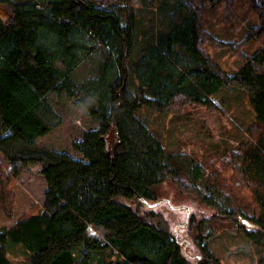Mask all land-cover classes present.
<instances>
[{
  "label": "trees",
  "instance_id": "1",
  "mask_svg": "<svg viewBox=\"0 0 264 264\" xmlns=\"http://www.w3.org/2000/svg\"><path fill=\"white\" fill-rule=\"evenodd\" d=\"M165 1L120 0L109 10L88 0H0V209L10 218L8 187L30 166H41L46 184L37 213L0 230V264H13L10 243L29 253L25 264H221L203 243L210 236L203 227L212 223L264 250V0H248L259 22L239 42L217 40L204 28L207 7L223 0H177L186 15L179 21L171 14L170 30L133 59L138 9ZM225 1L229 17L237 0ZM262 36L260 48L246 55L245 47ZM97 45L105 56L96 75L76 81L79 64ZM207 46L228 50L241 66L224 72ZM225 87L246 92L255 118L245 133L254 142L246 145L245 135L229 153L215 155L208 170L163 148L135 115L144 107L202 108L225 117L213 99ZM52 93L76 100L99 124L73 143L83 160L35 143L62 124L49 103ZM217 164L231 171L230 184L218 183ZM165 182L192 200L177 207L185 209L180 225L171 226L164 214L173 210L153 209L164 201L157 191ZM233 185L253 195L256 217L237 207ZM175 227L185 229L190 246Z\"/></svg>",
  "mask_w": 264,
  "mask_h": 264
},
{
  "label": "rangeland",
  "instance_id": "2",
  "mask_svg": "<svg viewBox=\"0 0 264 264\" xmlns=\"http://www.w3.org/2000/svg\"><path fill=\"white\" fill-rule=\"evenodd\" d=\"M94 5L109 10L119 8L120 0H88ZM177 0H166L163 4L158 3L156 8H139L136 15V25L134 34L133 59H139L148 45L155 41L160 33H166L170 29L169 16L175 15L180 21L184 17L185 11L176 9ZM208 5V4H207ZM227 1H221L216 7L208 9L204 24L205 30L213 35L217 40L223 42L241 41L250 28L259 22L257 13L252 9L248 0H237L229 17H226ZM2 15H0L1 17ZM263 43V36L251 41L243 50L246 55L253 54ZM211 60L219 66L221 70L232 75L241 66V62L233 57L226 49H214L206 47ZM105 56V48L97 45L95 50L83 60L76 71L75 80L82 82L86 78L94 77L96 68ZM59 65V63H58ZM130 90H134L131 87ZM214 101L221 107L225 117L217 113H210L205 109H186L183 113H159L149 108H142L136 112V117L145 122L146 127L152 135L157 138L163 148L172 153L192 158L202 164L208 170L212 158L215 155H224L234 148L246 135L244 143L249 145L254 142L253 137L245 133L247 125L255 118L254 111L247 101L246 92L240 89L223 88L213 96ZM49 103L57 110L62 117V124L51 130L43 137L36 139V145L46 147L50 150L68 154L76 160H83L82 154L75 150L73 143L82 139V135L87 130L97 129L99 124L94 123L76 100L65 95L49 96ZM113 137V132L109 134ZM260 150V149H259ZM249 149L248 155L253 154ZM261 151V150H260ZM261 154L264 153L261 151ZM211 160V162H210ZM0 161H2L0 159ZM7 169L8 165L3 162ZM221 175L218 183L230 184L231 171L225 170L217 164ZM26 171V170H25ZM23 174V173H22ZM22 174L19 176L21 177ZM26 177L15 179L9 185V189L14 195L13 208L10 218L6 217L4 211L0 209V230L9 227L18 218L37 213L44 199L45 182L41 180L35 172ZM17 180V181H16ZM22 186L21 188H19ZM236 194V204L248 218L256 217L259 207L256 205L253 195L244 185L232 187ZM157 195L163 199L162 203L154 206V210L162 212L164 207L173 210L165 216L170 217V225L182 223L184 208L180 206L190 205L192 201L189 196H184L186 201L179 195L172 184L165 182L158 188ZM193 207V206H192ZM180 225V224H178ZM204 231L209 233L208 239L203 240L208 250L221 260V264H258L260 257L264 255V250L256 247L238 230L221 226L217 223L207 224ZM248 228V225H247ZM249 229H252L250 226ZM177 236L183 245L190 242L185 229L175 227ZM190 246V245H189ZM108 252L102 255L103 261L108 258ZM193 255L195 252L189 250ZM29 253L20 244H9L7 247V258L13 264H25ZM113 259H115L113 257ZM98 259H96V263Z\"/></svg>",
  "mask_w": 264,
  "mask_h": 264
},
{
  "label": "crops",
  "instance_id": "3",
  "mask_svg": "<svg viewBox=\"0 0 264 264\" xmlns=\"http://www.w3.org/2000/svg\"><path fill=\"white\" fill-rule=\"evenodd\" d=\"M55 109V108H54ZM56 110V109H55ZM57 111V110H56ZM51 132V131H50ZM49 132V133H50ZM31 172H35V174L37 175V176H39L40 177V179L42 180L43 179V177L41 176V166L40 165H34V166H30L26 171H24L23 172V174H22V176L21 177H19L18 179H20V178H22V177H26V181H28L29 180V177L28 176H26V175H29V174H31ZM17 181V180H16ZM43 181H44V179H43ZM22 186H20L19 188H21ZM23 188V187H22ZM24 189V188H23ZM45 190H46V184H45ZM45 192V191H44ZM44 196V195H43ZM14 223V222H13Z\"/></svg>",
  "mask_w": 264,
  "mask_h": 264
}]
</instances>
